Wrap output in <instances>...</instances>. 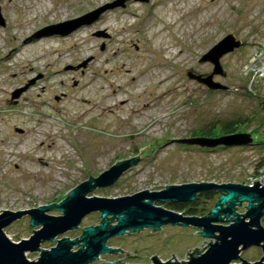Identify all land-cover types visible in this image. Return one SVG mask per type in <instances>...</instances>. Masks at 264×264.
I'll return each instance as SVG.
<instances>
[{
	"label": "rangeland",
	"instance_id": "rangeland-1",
	"mask_svg": "<svg viewBox=\"0 0 264 264\" xmlns=\"http://www.w3.org/2000/svg\"><path fill=\"white\" fill-rule=\"evenodd\" d=\"M116 1L0 0V214L58 204L89 176L97 178L138 155L115 184L88 197L114 199L190 183L257 182L264 158V0L132 1L70 35L33 38ZM229 35L242 44L221 57L224 75H213L228 91L208 89L196 77L211 75L214 66L201 60ZM146 74L144 84L131 88ZM81 97L93 111L77 107ZM228 123H237L236 133L250 134L253 143L208 149L179 142ZM218 196L199 195L200 213L207 215ZM245 206L237 212L243 214ZM100 222V212L91 213L57 239L74 240ZM29 223L24 216L4 233L15 243L28 240L40 229ZM197 232L167 225L112 238L107 245L124 254L101 255L91 264H152L154 256L183 262L213 242ZM40 255L26 253L30 261ZM262 256L252 247L240 258L254 263Z\"/></svg>",
	"mask_w": 264,
	"mask_h": 264
},
{
	"label": "water",
	"instance_id": "water-1",
	"mask_svg": "<svg viewBox=\"0 0 264 264\" xmlns=\"http://www.w3.org/2000/svg\"><path fill=\"white\" fill-rule=\"evenodd\" d=\"M127 1L131 0H118L80 18L46 27L37 32L33 38L70 35L83 26L93 24L104 12L125 7ZM135 1L145 3L149 0ZM0 26H4L1 13ZM96 36L106 37L104 33H97ZM241 44L233 35L219 42L201 60L214 66L213 73L205 77L198 76L196 79L208 89L228 91L227 87L213 81V75H224L220 65L221 57L233 52ZM20 93L21 91L15 92L13 97H19ZM252 141L250 134L233 133L213 138L193 137L179 142L211 149L246 146L252 144ZM138 159L139 155L117 162L97 178L89 176L87 181L71 190L58 204L53 203L26 211H3L0 214V264H91L98 261L101 255H116L119 251L124 254L122 250L107 245L110 239L139 233L144 229L158 232L167 225L194 227L199 231L195 234L213 242L208 243L203 253L196 248L190 254L188 261L161 262L154 256L151 258L152 264H235L239 260L242 261L240 264H264V227L261 224L264 219V185H261L259 181L253 182V186L232 183H190L164 186L166 188L162 191L144 190L132 196L114 199L88 197L98 188H107L115 184L125 171L137 163ZM210 191L219 194L218 201L214 208L202 217L185 215L155 205L156 203H192L199 195ZM243 204H246L245 212L239 214L237 208ZM51 211H58L61 215L48 214ZM94 212L101 214V222L96 223L99 224L98 226L84 228L82 235L74 240L67 237L57 239L68 231L78 229L83 218ZM24 216L30 217L29 225L32 228L40 227V229L32 230L34 235L28 240L12 242L4 233V229ZM113 221H116V224L110 225ZM45 242H57V244L46 250L41 248ZM76 246L79 249L73 251ZM252 247L261 249L262 258L254 263L242 260L240 258L242 252ZM39 251L41 255L37 261L27 259L26 253ZM125 255L135 254L126 253ZM120 261L116 260L113 264Z\"/></svg>",
	"mask_w": 264,
	"mask_h": 264
},
{
	"label": "trees",
	"instance_id": "trees-1",
	"mask_svg": "<svg viewBox=\"0 0 264 264\" xmlns=\"http://www.w3.org/2000/svg\"><path fill=\"white\" fill-rule=\"evenodd\" d=\"M238 127L239 125L236 123H228L224 126H222L218 131L213 130V128H209L205 131H200V132H196L195 134H193L192 136L194 137H207V138H213L216 136H222V135H230L233 133H236L238 131ZM218 193L215 191H210L206 194L203 195V198L206 200H211L212 198H214L215 195H217ZM196 199L195 202H192L191 204H170L169 209L176 211V212H180V213H184L185 215H189V216H198V217H202L205 216L206 214H202L200 213V209L197 208L196 206L198 205V202ZM210 212V211H209ZM208 214V213H207Z\"/></svg>",
	"mask_w": 264,
	"mask_h": 264
},
{
	"label": "bare ground",
	"instance_id": "bare-ground-1",
	"mask_svg": "<svg viewBox=\"0 0 264 264\" xmlns=\"http://www.w3.org/2000/svg\"><path fill=\"white\" fill-rule=\"evenodd\" d=\"M40 45H41V44L39 43V44L37 45V47L40 46ZM35 48H36V46L32 47L33 50H34ZM263 70H264V69H263ZM149 76H150V75H149ZM149 76H148V74L144 75L142 78H140V79H138L137 81H135V84L132 85L131 88H134V87H136V86L138 87V86L144 84V83L147 81V79L149 78ZM162 81H163V80H162ZM162 81L157 80L156 83H162ZM115 93H116V91H115ZM140 94H141L140 91H135V93H134L135 96H140ZM79 100H80L81 104L77 105V107L82 105V106H84L85 108H87V111H86V112H88V111H93V109H92L91 107H88V106H89V103H88V100H87V99H84V98L81 97ZM117 101H118V103L121 104V105H123V104L126 103V101L121 100V94H120L119 92L117 93ZM115 109H118V108H115ZM119 109H120V108H119ZM120 110H122V109H120Z\"/></svg>",
	"mask_w": 264,
	"mask_h": 264
},
{
	"label": "built area",
	"instance_id": "built-area-1",
	"mask_svg": "<svg viewBox=\"0 0 264 264\" xmlns=\"http://www.w3.org/2000/svg\"><path fill=\"white\" fill-rule=\"evenodd\" d=\"M262 69H264V66L262 67ZM259 169H260V171H258L259 177L256 180L259 181V183H261V185H264V158L260 163ZM250 186H253V182L250 184ZM205 250L206 249H204L201 253H203ZM188 260H186V261H188ZM172 262H175V261H172ZM183 262H185V261H183Z\"/></svg>",
	"mask_w": 264,
	"mask_h": 264
},
{
	"label": "flooded vegetation",
	"instance_id": "flooded-vegetation-1",
	"mask_svg": "<svg viewBox=\"0 0 264 264\" xmlns=\"http://www.w3.org/2000/svg\"><path fill=\"white\" fill-rule=\"evenodd\" d=\"M132 1H135V0L127 1V2L125 3V7L127 6L128 3L132 2ZM135 2H138V1H135ZM139 2H140V1H139ZM141 3H143V2H141ZM107 37L109 38L108 35H107Z\"/></svg>",
	"mask_w": 264,
	"mask_h": 264
}]
</instances>
